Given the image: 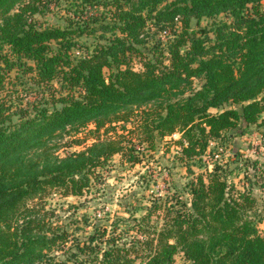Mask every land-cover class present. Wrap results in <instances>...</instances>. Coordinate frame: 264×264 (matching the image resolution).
<instances>
[{
  "label": "trees",
  "instance_id": "1",
  "mask_svg": "<svg viewBox=\"0 0 264 264\" xmlns=\"http://www.w3.org/2000/svg\"><path fill=\"white\" fill-rule=\"evenodd\" d=\"M55 8L65 23L39 20ZM263 114L264 0H0V264H264L257 199L212 145ZM73 143L87 146L58 154ZM161 143L212 165L188 198L125 205L84 236L53 221L51 195L82 197L115 155L136 164Z\"/></svg>",
  "mask_w": 264,
  "mask_h": 264
},
{
  "label": "rangeland",
  "instance_id": "2",
  "mask_svg": "<svg viewBox=\"0 0 264 264\" xmlns=\"http://www.w3.org/2000/svg\"><path fill=\"white\" fill-rule=\"evenodd\" d=\"M62 5L66 3L62 1ZM110 13V11L105 12L108 21L111 19ZM66 17L67 13L64 9L55 8L40 16L39 20L44 24L56 21L63 24ZM224 17L221 15L218 19ZM210 23V19H204L201 25L207 26ZM99 34L97 32L90 37L83 36L81 41L87 43L92 49ZM162 37L165 39L164 36ZM171 37L172 35H168L166 39L169 40ZM155 39L157 37L150 38L151 43L154 44ZM82 50L84 51V48ZM133 66L136 69L142 67L138 59H134ZM12 75L14 77V72ZM9 86L11 87V84ZM15 87L21 88L20 85ZM29 99H33V96ZM245 129V132L244 129L227 132L231 136L230 139L218 140L217 144L212 145L216 147L215 151L220 153L224 162H229L228 166L224 167L229 174V179H232L239 189L250 190L256 197L257 205L250 214L253 219L262 217L263 220L258 225L264 232V114L258 125L245 127ZM227 133L225 132L226 135ZM179 137V133L172 136L174 139ZM70 139L71 137L68 136L62 143ZM86 146L85 143H73L69 147L62 146L58 154L64 156L67 151H78ZM177 149L175 145H172L170 150H167V147L161 143L156 151L143 153L141 162L136 164L125 161L119 154L115 155L106 168L100 169L103 180L98 181L92 187L91 192L82 197L73 195L62 197L59 194H53L44 206L52 211L49 210V213H53L55 223L56 220L68 223L76 235L84 236L92 230V224L98 217L105 213H109L113 220L116 217H129L130 213L127 212L125 205L136 207L135 215L139 217L145 205H148V199L153 196L165 195L168 192L174 193L178 190L188 198L187 182L198 174L206 175L207 171H211L212 165L208 166L205 162L196 160V162H189L190 169H187L188 163L177 157ZM255 160L260 163L257 164V175L252 176L249 169L253 168ZM173 264H192V262L187 260L183 253H179Z\"/></svg>",
  "mask_w": 264,
  "mask_h": 264
},
{
  "label": "built area",
  "instance_id": "3",
  "mask_svg": "<svg viewBox=\"0 0 264 264\" xmlns=\"http://www.w3.org/2000/svg\"><path fill=\"white\" fill-rule=\"evenodd\" d=\"M164 35H165V34H164ZM76 54L80 56V55L85 54V53H83L81 50H77V51H76Z\"/></svg>",
  "mask_w": 264,
  "mask_h": 264
}]
</instances>
